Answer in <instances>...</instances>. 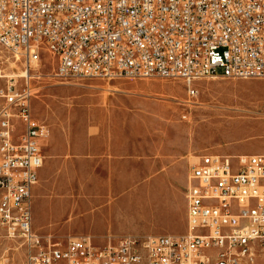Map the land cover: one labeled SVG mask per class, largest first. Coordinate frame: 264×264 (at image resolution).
Segmentation results:
<instances>
[{"label": "built area", "instance_id": "2783aa9c", "mask_svg": "<svg viewBox=\"0 0 264 264\" xmlns=\"http://www.w3.org/2000/svg\"><path fill=\"white\" fill-rule=\"evenodd\" d=\"M0 242L23 264H256L264 257V153L206 154L191 166L181 235L55 241L34 229L43 166L32 102L43 52L60 81L264 79V0H0ZM221 69V73L218 70ZM4 258L0 257V264Z\"/></svg>", "mask_w": 264, "mask_h": 264}, {"label": "rangeland", "instance_id": "374dc122", "mask_svg": "<svg viewBox=\"0 0 264 264\" xmlns=\"http://www.w3.org/2000/svg\"><path fill=\"white\" fill-rule=\"evenodd\" d=\"M55 68L43 52L36 69L46 77L32 102L50 132L34 191L40 235H181L198 157L264 153V79L196 80L190 98L181 79L64 82L47 76ZM0 70L22 74L24 64L0 47ZM12 247L0 242L2 264H23L21 250L4 252Z\"/></svg>", "mask_w": 264, "mask_h": 264}, {"label": "crops", "instance_id": "0c3cea01", "mask_svg": "<svg viewBox=\"0 0 264 264\" xmlns=\"http://www.w3.org/2000/svg\"><path fill=\"white\" fill-rule=\"evenodd\" d=\"M49 136H50V132H49V134L46 136V137H44V138H42L41 140H40V145H41V152H42V155H43V165H44V162H45V159H46V155L44 154L45 152H44V147L46 148V146L48 145V140H49ZM43 167V166H42ZM42 167L38 170V182H39V180H40V176H43V173H44V171L42 170ZM38 182H37V184H38ZM36 184V185H37ZM36 187V186H35ZM35 187H34V189H33V195H34V191H35ZM34 200H33V207H34ZM33 219H34V217H33ZM170 235V234H169ZM106 236L107 235H105V236H102V238H101V240H104L105 238H106ZM174 236H177V235H174Z\"/></svg>", "mask_w": 264, "mask_h": 264}, {"label": "bare ground", "instance_id": "6f19581e", "mask_svg": "<svg viewBox=\"0 0 264 264\" xmlns=\"http://www.w3.org/2000/svg\"><path fill=\"white\" fill-rule=\"evenodd\" d=\"M207 118H209V117H207ZM209 120H211V119H207V120H205V122H204V123L208 122ZM192 137H193V135H192Z\"/></svg>", "mask_w": 264, "mask_h": 264}]
</instances>
